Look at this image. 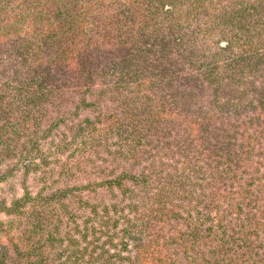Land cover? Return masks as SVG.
<instances>
[{
  "label": "trees",
  "instance_id": "1",
  "mask_svg": "<svg viewBox=\"0 0 264 264\" xmlns=\"http://www.w3.org/2000/svg\"><path fill=\"white\" fill-rule=\"evenodd\" d=\"M15 171L0 264H264V0H0Z\"/></svg>",
  "mask_w": 264,
  "mask_h": 264
},
{
  "label": "rangeland",
  "instance_id": "2",
  "mask_svg": "<svg viewBox=\"0 0 264 264\" xmlns=\"http://www.w3.org/2000/svg\"><path fill=\"white\" fill-rule=\"evenodd\" d=\"M71 147H74V146H71ZM70 147V148H71ZM70 148H68V149H70ZM68 149H65V151L66 152H64V153H69V152H67L68 151ZM58 162H62V158L61 157H59L58 159ZM57 160H54V163H55V166H53V171H55V179L56 178H58L57 180H56V184L54 185V188H57V187H60L61 185H60V180H62L63 182H64V179H59V177H57V172L59 171L58 170V163H57ZM53 161V159L52 160H50V162H52ZM147 161H150V159H147L146 161H142L141 162V164L140 165H138L139 167L136 169V171H138L139 170V168L141 167V166H145V167H147V168H150V167H148L149 166V164H147ZM146 168V169H147ZM92 169H96V166L94 165L93 166V168ZM95 171V170H94ZM93 171V175L92 176H90V180H92V181H99L100 179H103V175H101V174H99V173H97L96 171L94 172ZM153 173V172H152ZM137 174V173H136ZM41 175H43V174H41ZM41 175L39 176V174H37V177H39V178H41ZM44 176V175H43ZM149 176H151V175H149V173H148V177ZM21 179H23V177L21 176V174L18 172V171H15L14 173H13V175H12V177H7V178H5L3 181H2V183L0 182V197H5L6 199H8L9 197H11V196H17V195H19L20 193H21V190H20V186L21 187H23V184H21V182H22V180ZM149 181H151V178L150 179H148ZM62 182V183H63ZM61 183V184H62ZM68 183H71L70 181H68ZM128 183H130V182H128ZM28 186H29V188H30V190L31 191H35L37 188H39L40 186H41V183H32L31 182V180L29 181V183H28ZM138 187H140L141 185L139 184V185H137ZM137 186L136 187H134V189H136L137 188ZM130 188H131V186H129ZM50 188H51V185L50 186H48V189L50 190ZM99 194H101V196L103 197V198H101V197H96L97 195H99ZM115 194V196H114V198H112V197H110V195L107 193V191L106 190H103V191H98L97 193H96V196H95V198L93 197H91V195H88V200L91 202V203H94V202H97V200L98 199H100L103 203H106L109 207H112L114 204H116V208L118 209V211L117 212H115V215H114V217H111V212L109 211V216L111 217V220L113 221V218L115 219V221H116V229L115 230H110V232H113V233H115V231H118V229L123 225V221H122V218H129V214H127V210H126V207L130 204V203H128L127 202V200H124V201H122L123 203H118L116 200H120V197H119V195L117 194V193H114ZM81 196H83L84 198H86L87 197V193L86 192H84L83 194H82V192H81V194H80ZM100 196V195H99ZM66 203H68L67 201H65ZM256 207V206H255ZM81 213V211H79V214ZM85 211L83 210L82 211V214H81V216H84L85 215ZM192 214H194V212L192 213ZM229 215V216H228ZM182 217H183V215H181ZM117 217V218H116ZM195 217H196V215H195ZM183 218H185V217H183ZM180 219V217L178 218V220ZM182 219V218H181ZM234 220V218L229 214V213H226V219H225V221H233ZM173 222V221H172ZM172 222H169V223H172ZM166 226V225H165ZM179 227H180V229L181 230H183L184 228V225H182V224H180L179 225ZM146 231V230H145ZM150 233V236H149V238L150 237H156V230H153V232H149ZM152 233V234H151ZM144 234V233H143ZM160 235V234H159ZM221 234L219 233V236H220ZM148 238V239H149ZM156 238H158V239H161V237H156ZM115 243V242H114ZM109 245L110 244H106V247H109ZM130 245L131 244H128L127 245V250H129V247H130ZM114 250H113V248H110V250H109V253L108 254H111V253H115V251L113 252ZM119 255H121V253L119 254ZM122 255H124V256H126V252H123V254Z\"/></svg>",
  "mask_w": 264,
  "mask_h": 264
}]
</instances>
